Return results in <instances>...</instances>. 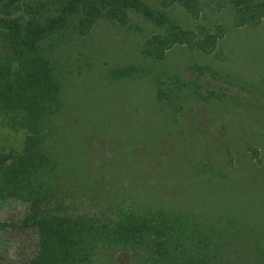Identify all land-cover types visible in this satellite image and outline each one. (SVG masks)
<instances>
[{"label": "rangeland", "instance_id": "374dc122", "mask_svg": "<svg viewBox=\"0 0 264 264\" xmlns=\"http://www.w3.org/2000/svg\"><path fill=\"white\" fill-rule=\"evenodd\" d=\"M97 3L86 32L39 42L62 102L55 146L82 169L63 185L67 209L88 212L90 191L102 199L130 188L144 205L194 221L196 240L211 239L216 264L251 260L252 248L264 251V0H136L137 9L123 0ZM156 14L166 23L154 22ZM6 52L0 43V56ZM193 64L216 73L198 80L219 98L159 95L155 81L193 80ZM125 66L139 72L113 75ZM22 139L0 118L1 148H18ZM82 180L102 192L75 188ZM25 212V202L0 199V220ZM36 241L32 230H0V264H26ZM100 259L143 263L127 251L104 250Z\"/></svg>", "mask_w": 264, "mask_h": 264}, {"label": "trees", "instance_id": "16d2710c", "mask_svg": "<svg viewBox=\"0 0 264 264\" xmlns=\"http://www.w3.org/2000/svg\"><path fill=\"white\" fill-rule=\"evenodd\" d=\"M97 1L0 0V43L7 48L0 56V118L10 129L23 132L18 148L0 147V199L15 197L26 204L24 216L0 220V230L36 233V249L26 264H101L104 250L131 252L142 258V264H216L211 239L196 240L199 229L194 221L180 211L144 205L130 188L106 192L102 199L90 191L88 212L67 209L63 185L67 180L76 181L71 175L75 172L79 178L82 169L69 165L71 159L63 158L55 146L54 119L62 102L39 42L55 32H86L101 7ZM106 1L115 4L119 0ZM123 1L138 8L136 0ZM164 16L156 14L153 20L166 23ZM190 69L196 74L193 80L185 81L176 74L164 78L167 82L155 81L159 95L167 99L220 97L222 93L213 86L204 93L198 80L200 76L215 79L216 73L199 64ZM138 72L125 66L112 73L132 77ZM78 182L75 188H92L90 180ZM92 190L102 192L96 187ZM68 191L72 193V189ZM260 248H252L253 258L244 264H264Z\"/></svg>", "mask_w": 264, "mask_h": 264}]
</instances>
